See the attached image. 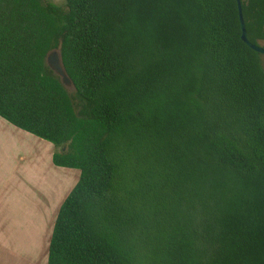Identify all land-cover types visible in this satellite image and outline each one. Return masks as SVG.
I'll return each mask as SVG.
<instances>
[{"label":"trees","instance_id":"obj_1","mask_svg":"<svg viewBox=\"0 0 264 264\" xmlns=\"http://www.w3.org/2000/svg\"><path fill=\"white\" fill-rule=\"evenodd\" d=\"M65 1L0 0V116L81 171L48 264H264V55L238 0ZM241 1L260 44L264 0Z\"/></svg>","mask_w":264,"mask_h":264},{"label":"rangeland","instance_id":"obj_2","mask_svg":"<svg viewBox=\"0 0 264 264\" xmlns=\"http://www.w3.org/2000/svg\"><path fill=\"white\" fill-rule=\"evenodd\" d=\"M44 1L61 5L66 2ZM260 44L264 46V41ZM43 142L54 146L0 117V224L3 226L10 220L14 226L18 225L8 229L0 226V264H48L47 243L51 240L57 208L70 187L80 179L79 169L56 166L51 159V165L44 161L40 150ZM29 179L37 190L34 193L33 187L27 185ZM10 195L11 204L3 203L1 207L2 200Z\"/></svg>","mask_w":264,"mask_h":264},{"label":"water","instance_id":"obj_3","mask_svg":"<svg viewBox=\"0 0 264 264\" xmlns=\"http://www.w3.org/2000/svg\"><path fill=\"white\" fill-rule=\"evenodd\" d=\"M238 2H239V6H240L241 28H242V32H243L242 38L252 49H254L255 51L264 55V46H262L261 44H255V43L251 42L248 38L246 22H245L243 10H242V1L238 0ZM47 62L49 64V66L55 71V73L61 77L63 84L67 88H69V89L74 88L73 82H72L70 76L68 75V73L65 69L60 50L52 51L48 55Z\"/></svg>","mask_w":264,"mask_h":264},{"label":"crops","instance_id":"obj_4","mask_svg":"<svg viewBox=\"0 0 264 264\" xmlns=\"http://www.w3.org/2000/svg\"><path fill=\"white\" fill-rule=\"evenodd\" d=\"M1 117V116H0ZM4 119V118H3ZM7 121V120H6ZM11 124V123H10ZM14 126V125H13ZM16 127V126H15ZM16 128H18V127H16ZM20 129V128H19ZM22 130V129H21ZM24 131V130H23ZM27 132V131H26ZM29 133V132H28ZM31 134V133H30ZM33 135V134H32ZM35 136V135H34ZM36 138H39V137H37V136H35ZM40 140H44V139H41V138H39ZM44 141H47V140H44ZM40 142V141H39ZM51 143V142H50ZM54 147V146H53ZM53 147L52 146H48V145H46V143H42L41 145H40V150H42L43 152V154H42V157H43V160L44 161H48V163L51 165V161H50V159L53 161ZM36 151V150H35ZM31 158H32V156H31ZM34 160L33 159H30V162L31 163H34L33 162ZM54 164V163H53ZM55 165V164H54ZM78 177V176H77ZM33 181L31 180V179H29V180H27V185H29V186H32L33 187ZM77 184V180L75 181V184L73 185V186H71L70 187V189L68 190V192H67V194L64 196V198H63V200L60 202V204H59V206H58V208H57V211H56V216H55V218L53 219V223H54V221H55V219H57L56 217L58 216L57 214L59 213V210H60V207H61V205L63 204V202H64V200L67 198V195L69 194V192L73 189V187L75 186ZM30 189V188H29ZM33 193L35 192V191H37V190H35V188L33 187ZM28 190V189H27ZM28 191H30V190H28ZM11 195H12V192H11ZM8 196L6 199H3L2 200V202H1V207H3L2 206V204L3 203H7L8 205H10L11 204V201L13 200L12 199V196ZM51 211V206L47 209V220L49 219V212ZM52 223V224H53ZM0 226L2 227V228H10V227H18V225H16V226H14V222L13 221H10L9 220V222H6V223H3V226L0 224ZM53 229H54V227H53ZM52 233H53V230H52ZM51 237H52V234H51ZM1 241V240H0ZM51 241V240H50ZM49 246H50V242L48 241V243H47V254H46V259L49 257ZM47 255H48V257H47Z\"/></svg>","mask_w":264,"mask_h":264}]
</instances>
